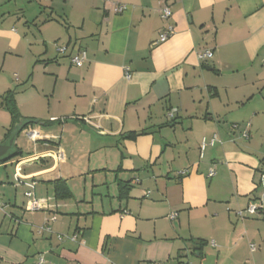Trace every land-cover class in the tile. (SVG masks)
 Listing matches in <instances>:
<instances>
[{
	"label": "crops",
	"instance_id": "0c3cea01",
	"mask_svg": "<svg viewBox=\"0 0 264 264\" xmlns=\"http://www.w3.org/2000/svg\"><path fill=\"white\" fill-rule=\"evenodd\" d=\"M79 50L87 60L75 67ZM205 50L213 57L199 61ZM15 55L32 69L29 113L16 93L15 106L40 123L16 138L21 157L0 162V213L12 224L0 219V264H264V220L236 215L264 207V0H0V73ZM10 91H0V144ZM55 180L70 199H55ZM30 183L46 202L33 213ZM45 223L51 232L38 235Z\"/></svg>",
	"mask_w": 264,
	"mask_h": 264
},
{
	"label": "built area",
	"instance_id": "2783aa9c",
	"mask_svg": "<svg viewBox=\"0 0 264 264\" xmlns=\"http://www.w3.org/2000/svg\"><path fill=\"white\" fill-rule=\"evenodd\" d=\"M124 10H125V6H117L114 8V11L116 13H121ZM159 13H160L161 18L164 21L168 22L170 20L171 10H170L169 6L166 5L165 3L162 4ZM172 34H173V28H172V26L168 25V27L166 28V31L159 35L158 42L159 43L165 42L169 38V36H171ZM55 50L58 54H63L65 52V48L60 47L58 45H55ZM212 57H213V53L209 50H205V51L199 52L197 54V58L199 61L210 60ZM86 60H87L86 52L82 51L79 54H77L76 56H74L71 59V62L73 65H75L77 67H81ZM262 67L264 69V60L262 62ZM124 77L126 80L130 79L128 69L124 70ZM167 117H168V119H173V114L168 113ZM25 135L28 138V140H30V141H35L37 138H39V133L36 131H33V130L26 131ZM240 138L247 140V138H248L247 132L246 131L242 132L240 134ZM216 140H217V138H216V136H214L212 138V140L209 142V144L212 146L216 142ZM205 145H206V142L203 140V142L201 144V151L204 150ZM61 156H62L61 153L58 152L56 158L60 159ZM185 173L186 172H182L180 175H183ZM213 176H214V171L212 169H209L207 177L212 178ZM29 187H30L31 191L25 193V198H26L25 210L27 212L39 211L45 207L46 202L38 200L34 197V192H33L34 183H30ZM236 215L242 219L246 218V217H260L261 219L264 220V207L259 203H251L247 206L246 209L237 211ZM175 217H176V214H173L169 217V219L173 220ZM54 220H55V218H53V217L50 219V221H54ZM44 225L45 226L38 228V233H40L41 231H50V229L46 226V223ZM77 237L78 236L76 234H74L72 236L58 235L57 240L59 242H64V241L76 242ZM250 249H251V251H254V246H250ZM37 264H44L42 257L39 258V260L37 261ZM152 264H163V263L154 262Z\"/></svg>",
	"mask_w": 264,
	"mask_h": 264
},
{
	"label": "rangeland",
	"instance_id": "374dc122",
	"mask_svg": "<svg viewBox=\"0 0 264 264\" xmlns=\"http://www.w3.org/2000/svg\"><path fill=\"white\" fill-rule=\"evenodd\" d=\"M32 30L33 31H31L30 35H29V31L26 33L28 40H29V36L32 38V36L37 37L38 35V32L36 30L34 29ZM0 62H1V58H0ZM31 71L32 69L30 70V72ZM30 72H29V55L26 58L24 56L23 60L22 58H19L17 57V55H15L14 57H8L7 61L5 62V69L3 72L0 73V91H2L3 87H8V89L11 90L13 93L18 94L19 95L18 98L23 100V104H24L23 112L25 113H29V85H30L29 73ZM183 123H184V127H187L188 125L187 121H184ZM1 135H2V131L0 130V137H2ZM20 138L24 143L26 142V137L21 136ZM1 139L2 138H0V142H2ZM7 190L11 191L12 194L15 193L12 187H9ZM0 208L2 209L3 206ZM8 211H6L5 209L3 210L5 214L9 215ZM0 219L4 220L5 224H8L9 222V226L12 225L10 221H8L7 217L1 215V213H0Z\"/></svg>",
	"mask_w": 264,
	"mask_h": 264
},
{
	"label": "trees",
	"instance_id": "16d2710c",
	"mask_svg": "<svg viewBox=\"0 0 264 264\" xmlns=\"http://www.w3.org/2000/svg\"><path fill=\"white\" fill-rule=\"evenodd\" d=\"M58 46L64 47L65 48V52L63 54H58V53L57 54L58 55H65L66 52H67V47L66 46H63V45H58ZM54 48H55V46H54ZM82 51H84V50H79L75 55L70 56V62H71V59L74 56H76L77 54H79ZM71 64H72V62H71ZM73 66H75V65H73ZM75 67H77V66H75ZM1 99H2V105H3V107L7 110V112L9 113V115L11 117V120H12V126H11L12 129L8 131L9 134L6 135L5 141L7 139H9V137L12 135L13 131L17 128V124L20 121H21V124H20V126L18 125L19 126V129H20L19 134L21 132H23L25 129H27L29 126H33V125H36V124H39L40 123V122H37V121H34V120H26V119L21 120V118L19 116V113H18V110H17V107L15 106V103H14V93L12 91L5 93V95L3 97H1ZM169 120H171V119H169ZM174 123H175V120L173 119L167 125L168 126H171ZM145 134H146L145 131H142V132H139V133H137V132H130L128 134L123 135V138L126 139V140H135L138 136L145 135ZM239 138H240V135H239ZM21 156H22V153L20 152V150H18L15 147V153L13 154V156H12L11 159L16 158V157H21ZM50 183L53 186L54 194H55V199L56 200L63 201V200H68V199L71 198V193H70V191H69V189L66 186V184H65L64 181H62V180H55V181H52ZM127 188H128L127 186H124L122 184H119V198H122L123 196L124 197L127 196V193L125 192V189H127ZM36 212H38V211H36ZM42 226H45V225L43 224ZM42 226H40V227H42ZM46 226L50 229V227L47 225V223H46ZM40 227H38V228H40ZM38 228H37V234L38 235H42L44 232H51V229H50V231H41L40 233H38ZM58 235H61V234H58ZM57 236H56V238H57Z\"/></svg>",
	"mask_w": 264,
	"mask_h": 264
},
{
	"label": "water",
	"instance_id": "95a60500",
	"mask_svg": "<svg viewBox=\"0 0 264 264\" xmlns=\"http://www.w3.org/2000/svg\"><path fill=\"white\" fill-rule=\"evenodd\" d=\"M92 129L95 130L94 127H92ZM19 131L20 129L18 126V128L13 131L9 139L0 144V162H6L12 158L15 153V141Z\"/></svg>",
	"mask_w": 264,
	"mask_h": 264
}]
</instances>
